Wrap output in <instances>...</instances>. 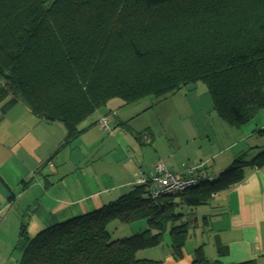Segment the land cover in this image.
Listing matches in <instances>:
<instances>
[{
    "label": "trees",
    "instance_id": "16d2710c",
    "mask_svg": "<svg viewBox=\"0 0 264 264\" xmlns=\"http://www.w3.org/2000/svg\"><path fill=\"white\" fill-rule=\"evenodd\" d=\"M196 82L225 125L240 127L264 110V0H0V113L22 103L36 119L60 123L58 149L112 99H160ZM249 152L180 194L152 199L149 185H134L34 238L21 223L17 264H162L137 255L161 244L179 260L187 228L200 225L175 210L208 204L247 169L264 167V147ZM139 221L146 229L128 237L109 232ZM192 264H210L202 247Z\"/></svg>",
    "mask_w": 264,
    "mask_h": 264
},
{
    "label": "crops",
    "instance_id": "0c3cea01",
    "mask_svg": "<svg viewBox=\"0 0 264 264\" xmlns=\"http://www.w3.org/2000/svg\"><path fill=\"white\" fill-rule=\"evenodd\" d=\"M108 112L98 110L80 125L82 133L67 145L75 143L71 146L75 156L71 153L68 162L61 161L58 167L48 161L53 153L62 151L58 147L66 130L60 123L36 119L22 103L0 113V232L9 233L10 245H14L13 251L17 255L9 258L7 264H17L19 260L15 246L21 223L26 225L28 238H34L46 228L103 207L138 185L142 177L149 178L154 174L153 168L147 174L142 166H133L128 160L130 146L123 134L115 130L121 122V111L109 118L112 120L108 121L107 129L102 131L97 127L99 118ZM215 119L224 128L223 132H227L226 126L217 117ZM188 134L193 138L186 137L185 144L194 143L195 131ZM235 140H226L224 148L211 156L213 165H205L203 162L207 164L209 160L205 159L196 166V173L210 179L218 177L216 171L224 170L243 151L242 138ZM175 142L178 147L180 140L175 137ZM46 156H49L48 160L41 163ZM44 166L50 168V175H42ZM166 168L176 175L185 173L173 162L167 163ZM213 200L210 221L216 230L212 232L216 234L209 249L194 239L193 242L186 241L180 260L172 258L167 244L141 251L139 257L162 259L164 264H192L196 248L202 247L210 264L264 263V167L247 169L241 184L218 193ZM16 204L20 205L21 211L15 214ZM206 216L208 213L204 218ZM194 219L197 222V218ZM144 227L140 225V228Z\"/></svg>",
    "mask_w": 264,
    "mask_h": 264
},
{
    "label": "rangeland",
    "instance_id": "374dc122",
    "mask_svg": "<svg viewBox=\"0 0 264 264\" xmlns=\"http://www.w3.org/2000/svg\"><path fill=\"white\" fill-rule=\"evenodd\" d=\"M109 109L115 115L119 111L122 112L120 115L121 122L115 126V130L123 134L125 141L130 146L128 160L132 162L133 166L135 164L142 166L147 174L151 172L152 168L154 169L157 163L167 166V163L173 162L182 167L185 172L189 168H196L205 159L209 160L207 164L206 162L203 163L208 167L212 166L213 159H210L211 156L216 151L223 149L225 141L232 138L236 139L235 141L242 138V152L250 151V158L255 155L254 151L258 152L264 147V135L258 133L264 125V110L258 112L254 119L240 127H231L222 123L227 128V132H223L224 128L215 121L216 117L212 110V102L202 82L189 84L182 87L177 93L160 99L144 98L129 105H125L118 99H112L100 111L108 112ZM111 117L112 115L109 116V118ZM25 124L28 125L29 123L25 121ZM97 127L103 131V128L99 125ZM189 131H195L196 140L194 143L190 141L185 144L186 137L193 138V135L188 134ZM202 131L205 133H202ZM143 136L148 138L144 139ZM175 137L180 140L178 147L176 146ZM71 146L62 148V151L60 150L61 152L59 151L57 154L53 153L52 159L48 162L56 167L59 166L61 161L68 162L70 154L75 151ZM252 151L253 153H251ZM134 153L136 157L133 156ZM73 154L75 153H72L74 157ZM48 157L43 158L41 163L47 161ZM199 159L202 160L199 161ZM38 166L39 164L37 168ZM207 166L205 167L207 168ZM222 170H217L216 175L219 176ZM50 171V168L44 166L42 175L48 176ZM207 203L191 210L186 206L175 210V214L180 215L184 223L193 222L194 217L197 218L200 226L193 227L192 225V227L187 228V241L193 242L196 239L201 245L202 243L205 244L203 246L205 249L212 246L216 234L212 232V230H216L210 221L212 207L214 206L213 198ZM20 211V205L16 204L13 212L16 214ZM207 213L208 216L205 218L208 220L205 222L204 215ZM141 224L145 227L140 228ZM145 229L144 221L134 222L130 225L115 223L109 227V232L113 239H117L128 237ZM163 238L165 241L169 240L167 232L164 233ZM10 243L9 233L6 231L0 232V264H7L9 258L17 257L13 251L14 245H10ZM137 255L139 256V254Z\"/></svg>",
    "mask_w": 264,
    "mask_h": 264
},
{
    "label": "built area",
    "instance_id": "2783aa9c",
    "mask_svg": "<svg viewBox=\"0 0 264 264\" xmlns=\"http://www.w3.org/2000/svg\"><path fill=\"white\" fill-rule=\"evenodd\" d=\"M111 115L114 116L115 113L112 112ZM109 116L110 115H103L99 118L98 125L103 128V130L108 127ZM197 169L198 167L189 168L185 173L176 175L171 173L162 163H157L153 169L154 174L149 178L142 177L138 180L137 184L149 185L152 199L160 195L180 194L197 186L201 181L205 182L212 180L206 176L197 174Z\"/></svg>",
    "mask_w": 264,
    "mask_h": 264
}]
</instances>
